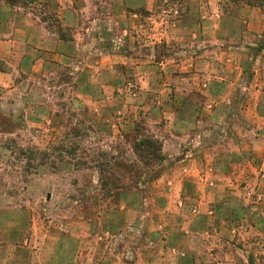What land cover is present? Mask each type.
Returning <instances> with one entry per match:
<instances>
[{
  "label": "rangeland",
  "instance_id": "obj_1",
  "mask_svg": "<svg viewBox=\"0 0 264 264\" xmlns=\"http://www.w3.org/2000/svg\"><path fill=\"white\" fill-rule=\"evenodd\" d=\"M19 1L0 0V264H264V0H76L78 31ZM44 32L69 51L42 71ZM242 42L234 80L219 57Z\"/></svg>",
  "mask_w": 264,
  "mask_h": 264
},
{
  "label": "crops",
  "instance_id": "obj_2",
  "mask_svg": "<svg viewBox=\"0 0 264 264\" xmlns=\"http://www.w3.org/2000/svg\"><path fill=\"white\" fill-rule=\"evenodd\" d=\"M58 3V8L60 9L57 12V17L60 19V23L61 26H66L68 28H71V30L74 29H78L79 28V23L77 20V16L78 14V9L76 8V6H74L73 3H75L76 0H56ZM65 2H70V5H72V8H69V4H66ZM114 2H120L121 4H125V6H127L126 4H130V5H134L138 8H146L148 11L150 12H155L156 11V1L155 0H114ZM82 12V11H80ZM220 14V12H218V15ZM98 16V15H97ZM103 17H106L105 15ZM201 17H205V16H201ZM102 17H93L90 21H89V25L91 23V26H87L86 29H96L99 27V25L97 24L98 21H101ZM109 19V18H108ZM110 20V19H109ZM105 21L106 24H108L107 29H111L112 25L110 23V21ZM205 24V23H203ZM200 27V26H199ZM204 27V26H203ZM42 29L44 31H46V27L43 25L42 23ZM81 28H79L78 30H80ZM127 27H125V33H127L126 31ZM185 29V28H184ZM77 30V31H78ZM186 30L188 31L187 33H189V29L186 28ZM76 31V32H77ZM46 34L42 35V46H39L42 48V51H40V53L38 54L37 58H36V62H39L42 66V71L45 70L46 68H48V66L53 65V66H58L59 64H66L64 63L65 60L67 59V53L66 52L67 49H69V45L64 42L61 38L55 36L53 33H47L44 32ZM50 34V35H48ZM246 34H249V31H246ZM252 35V33H250ZM11 41V40H8ZM237 42V41H236ZM71 43V42H70ZM244 43H239V44H234V45H228L227 47H223L222 52H221V57H219V60H221L222 64L224 65H228L227 67L231 68L232 65H235L234 67V80H237L238 75L240 74V71H237V67H240L243 62L242 58L239 57H232L231 54H228V52H232L230 51V49H241L244 47ZM227 49L229 51H227ZM200 58L195 59L193 62H195V64L200 67L201 65V52L198 54ZM23 56V55H22ZM189 61V60H188ZM197 61V62H196ZM187 62L186 59H184L185 63ZM192 61L187 62V66L192 65L193 63ZM205 62V61H202ZM195 65V66H196ZM87 66H89L87 64ZM92 67H94L93 65H91ZM237 66V67H236ZM77 69V68H75ZM232 69V68H231ZM230 69V70H231ZM73 72V71H72ZM86 77H89V75H91L92 78H94V71L93 70H86ZM202 75V71L201 69L199 70V76ZM224 84V83H223ZM206 88H204L203 90L201 89V92L205 95H208L210 93V91H213V88L209 87V84H205ZM216 92H219L216 89ZM213 96V94H212ZM204 110H207V108H203ZM199 112L201 114H203V110L202 109H198ZM226 110H229L228 108L222 106L221 109L217 108L215 111H213L215 114H221V113H227ZM208 121L207 119V115L206 116H200L199 118V122L201 124H204ZM208 124V123H207ZM205 126V125H204Z\"/></svg>",
  "mask_w": 264,
  "mask_h": 264
},
{
  "label": "trees",
  "instance_id": "obj_3",
  "mask_svg": "<svg viewBox=\"0 0 264 264\" xmlns=\"http://www.w3.org/2000/svg\"><path fill=\"white\" fill-rule=\"evenodd\" d=\"M7 3L11 5H17L20 1L19 0H5ZM33 0H29L31 2ZM28 2V1H27ZM250 4L249 2H247ZM45 20V19H43ZM134 149L136 152H142L140 157L143 155H152V159L155 161L160 160V145H158V141H153L151 138H142L139 142L134 143Z\"/></svg>",
  "mask_w": 264,
  "mask_h": 264
}]
</instances>
